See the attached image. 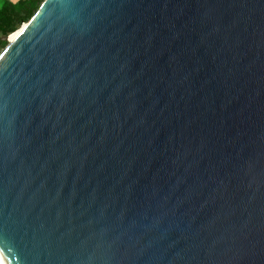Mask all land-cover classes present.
<instances>
[{"label":"water","instance_id":"water-1","mask_svg":"<svg viewBox=\"0 0 264 264\" xmlns=\"http://www.w3.org/2000/svg\"><path fill=\"white\" fill-rule=\"evenodd\" d=\"M14 32L0 264H264V0H43Z\"/></svg>","mask_w":264,"mask_h":264},{"label":"trees","instance_id":"trees-1","mask_svg":"<svg viewBox=\"0 0 264 264\" xmlns=\"http://www.w3.org/2000/svg\"><path fill=\"white\" fill-rule=\"evenodd\" d=\"M43 0H2L0 5V52L7 45L4 37L9 36L38 9Z\"/></svg>","mask_w":264,"mask_h":264},{"label":"bare ground","instance_id":"bare-ground-1","mask_svg":"<svg viewBox=\"0 0 264 264\" xmlns=\"http://www.w3.org/2000/svg\"><path fill=\"white\" fill-rule=\"evenodd\" d=\"M23 26H24V25H23ZM19 32H20V30H18V31H16V32H14V33H12V34L10 35L9 39H10V40L14 39V38L18 35Z\"/></svg>","mask_w":264,"mask_h":264},{"label":"crops","instance_id":"crops-1","mask_svg":"<svg viewBox=\"0 0 264 264\" xmlns=\"http://www.w3.org/2000/svg\"><path fill=\"white\" fill-rule=\"evenodd\" d=\"M12 2H15V1H17V0H11ZM1 3H2V0H1V2H0V5H1Z\"/></svg>","mask_w":264,"mask_h":264},{"label":"rangeland","instance_id":"rangeland-1","mask_svg":"<svg viewBox=\"0 0 264 264\" xmlns=\"http://www.w3.org/2000/svg\"><path fill=\"white\" fill-rule=\"evenodd\" d=\"M0 2H1V0H0Z\"/></svg>","mask_w":264,"mask_h":264}]
</instances>
